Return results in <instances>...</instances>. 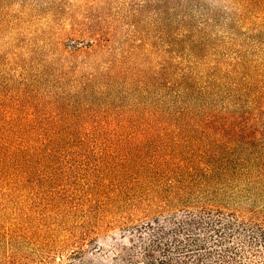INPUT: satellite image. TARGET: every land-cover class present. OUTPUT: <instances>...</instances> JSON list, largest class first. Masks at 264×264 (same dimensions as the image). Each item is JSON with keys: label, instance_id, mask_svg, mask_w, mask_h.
Wrapping results in <instances>:
<instances>
[{"label": "rangeland", "instance_id": "1", "mask_svg": "<svg viewBox=\"0 0 264 264\" xmlns=\"http://www.w3.org/2000/svg\"><path fill=\"white\" fill-rule=\"evenodd\" d=\"M239 59L264 123V0H0V264L263 262L227 177Z\"/></svg>", "mask_w": 264, "mask_h": 264}, {"label": "trees", "instance_id": "2", "mask_svg": "<svg viewBox=\"0 0 264 264\" xmlns=\"http://www.w3.org/2000/svg\"><path fill=\"white\" fill-rule=\"evenodd\" d=\"M96 33L100 34V31H96ZM101 47H103V44L98 41L91 46V50ZM239 60L237 61L238 63L232 64L231 69L227 68V136L230 139L227 177L230 176L232 182H236L235 186L240 185L243 187L242 189L250 192L248 196L239 197L234 202L247 206L243 208L245 216L248 217L246 221L251 224L250 230H254L257 236L256 239L260 242L259 245L263 246V250L261 249L260 252L264 253V204L256 205V201L262 194L261 192L264 191V123L261 120L246 119L243 116V112H240L242 109L241 103L245 98L248 99V97L253 96L255 101L257 99L256 93L251 91V87L233 83L230 80V74H238L245 69L243 67V59ZM93 70L95 72L98 71V66H94ZM102 70L109 76L147 74L142 68L125 66L116 57L108 58V62L105 67L102 66ZM157 70L148 74L159 72ZM186 74L188 77H182L181 75V78L178 77L172 81L175 86V93L178 91L174 99L176 105L181 104L185 99L186 92L191 90L192 76L188 73ZM246 74L248 75V73ZM252 93L254 94L252 95ZM163 201L168 202L172 206H181L185 209L196 205L189 193L169 195L163 198ZM187 213L191 214L192 212L188 210ZM156 219H158V223L161 217L158 215L152 216L151 223ZM167 222L169 221L164 220L165 224ZM183 223L185 227L190 225L187 220H184ZM259 264H264V261Z\"/></svg>", "mask_w": 264, "mask_h": 264}]
</instances>
